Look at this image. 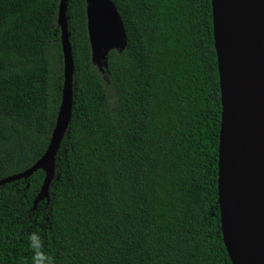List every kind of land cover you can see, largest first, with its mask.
<instances>
[{
    "label": "trees",
    "instance_id": "16d2710c",
    "mask_svg": "<svg viewBox=\"0 0 264 264\" xmlns=\"http://www.w3.org/2000/svg\"><path fill=\"white\" fill-rule=\"evenodd\" d=\"M127 45L100 72L67 0L71 119L45 174L0 185V264H232L217 203L221 101L211 0H111ZM59 0H0V179L45 153L63 88ZM40 253H37L39 255Z\"/></svg>",
    "mask_w": 264,
    "mask_h": 264
},
{
    "label": "water",
    "instance_id": "95a60500",
    "mask_svg": "<svg viewBox=\"0 0 264 264\" xmlns=\"http://www.w3.org/2000/svg\"><path fill=\"white\" fill-rule=\"evenodd\" d=\"M67 0H59L63 88L49 145L31 167L0 179H26L40 169L45 177L33 203L49 200L55 160L72 112L73 58L68 38ZM221 120L217 203L222 241L232 264H264V0H211ZM91 60L100 72L111 50L127 45L122 19L111 0H86Z\"/></svg>",
    "mask_w": 264,
    "mask_h": 264
},
{
    "label": "clouds",
    "instance_id": "9594fccd",
    "mask_svg": "<svg viewBox=\"0 0 264 264\" xmlns=\"http://www.w3.org/2000/svg\"><path fill=\"white\" fill-rule=\"evenodd\" d=\"M29 247L33 250V264H54L53 258L51 256L40 253L42 248V241L39 235L35 232L31 233L28 237ZM37 253H40L37 255Z\"/></svg>",
    "mask_w": 264,
    "mask_h": 264
},
{
    "label": "bare ground",
    "instance_id": "6f19581e",
    "mask_svg": "<svg viewBox=\"0 0 264 264\" xmlns=\"http://www.w3.org/2000/svg\"><path fill=\"white\" fill-rule=\"evenodd\" d=\"M264 67V62L259 65V69H262Z\"/></svg>",
    "mask_w": 264,
    "mask_h": 264
}]
</instances>
